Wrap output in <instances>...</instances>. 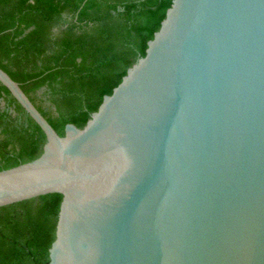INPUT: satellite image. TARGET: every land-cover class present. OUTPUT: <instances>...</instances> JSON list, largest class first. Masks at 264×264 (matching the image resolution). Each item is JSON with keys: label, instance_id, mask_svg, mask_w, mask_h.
Here are the masks:
<instances>
[{"label": "water", "instance_id": "water-1", "mask_svg": "<svg viewBox=\"0 0 264 264\" xmlns=\"http://www.w3.org/2000/svg\"><path fill=\"white\" fill-rule=\"evenodd\" d=\"M0 170V207L63 195L49 264H264V0H173L80 128ZM4 104V102H3Z\"/></svg>", "mask_w": 264, "mask_h": 264}, {"label": "trees", "instance_id": "trees-1", "mask_svg": "<svg viewBox=\"0 0 264 264\" xmlns=\"http://www.w3.org/2000/svg\"><path fill=\"white\" fill-rule=\"evenodd\" d=\"M173 0H0V66L60 135L83 128L146 54ZM4 102V104H3ZM47 137L0 82V170L40 157ZM63 195L0 207V264H49Z\"/></svg>", "mask_w": 264, "mask_h": 264}]
</instances>
